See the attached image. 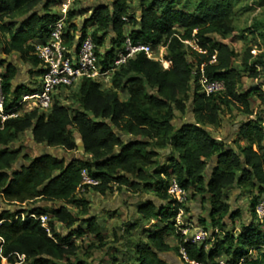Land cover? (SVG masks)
I'll list each match as a JSON object with an SVG mask.
<instances>
[{"label":"trees","instance_id":"1","mask_svg":"<svg viewBox=\"0 0 264 264\" xmlns=\"http://www.w3.org/2000/svg\"><path fill=\"white\" fill-rule=\"evenodd\" d=\"M138 1L137 17L129 14L130 0H112L92 10L87 23L97 26L91 37L100 64L107 69L126 35L134 43L151 44L153 49L164 46V64L140 54L115 71L111 89L102 90L99 83L83 80L73 95L72 108L57 102L47 114L35 110L0 122V201L5 204V208L0 206V261L4 258L8 264H16L23 257L22 264H95L89 252L98 247L90 246L89 252L81 254L73 240L85 233L81 227L73 228L82 222L86 232L101 243L99 248L104 243L102 227L96 217L90 216L88 201L77 197L82 173L87 171L100 182L92 190L102 196L114 186L133 195L153 194L137 208L143 220L158 223L146 242L136 243L137 264H166L161 255L170 252L178 253L186 264H218L215 259L220 255L229 258L227 264H264L262 225L253 223L239 235L231 234L225 220H236L241 213L233 212L224 201V191L235 187L249 199L250 214L257 220L256 207L264 202V110L257 114V120L248 118L240 123L239 139L247 141L246 146L237 142L225 146L206 128L221 124L224 105H237L250 117L254 115L250 109L254 92H239L243 72L258 77L250 69L252 50L244 54L241 71L233 67L239 55L212 38L216 35L226 40L234 33L231 15L237 0H199L194 11L179 9L173 0ZM51 4V0H0V58L6 57L0 60V66L6 64L0 75L6 112L34 90V84L15 87L18 69L6 59L18 54L31 67L30 75H40V62L30 43H44L52 25L59 21V16L50 11ZM74 14L69 12L68 19ZM125 26L133 27L130 33H123ZM111 32L115 35L112 49L99 52ZM87 36L84 29L82 38ZM64 38L74 49L75 36L68 32ZM186 42H193L200 50L192 51L197 66L203 67L209 80L222 82L223 92L205 96L197 86L190 94L193 65L187 59ZM121 90L129 96L124 102L119 99ZM258 99L264 105L263 92ZM190 107L195 123L176 126V119L186 115ZM30 130L37 145L69 153L78 150L76 131L85 156L69 162L48 155L34 159L21 156L14 146L20 134ZM123 134L132 140L126 142ZM167 149L170 153L164 155L162 165L161 152ZM215 157L216 165L207 179V167ZM173 178L183 190L193 193V200L200 199L209 207L207 219L200 221L205 224L208 220L213 230L201 244L189 241L176 226L181 205L168 193ZM58 201L64 205L57 206ZM45 205L53 206L48 214L50 232L31 217L45 215ZM69 206L80 209V219ZM56 223L64 225L69 234H58ZM205 229L209 230L207 226ZM168 234L177 239L178 246L172 248L165 243Z\"/></svg>","mask_w":264,"mask_h":264},{"label":"rangeland","instance_id":"2","mask_svg":"<svg viewBox=\"0 0 264 264\" xmlns=\"http://www.w3.org/2000/svg\"><path fill=\"white\" fill-rule=\"evenodd\" d=\"M52 4L50 5V11L52 14L58 15L59 20H64L66 33H70L75 36V42L77 44L78 38H82L83 30L86 29V33L88 36L94 34L97 26L93 24L87 23L88 19L92 14V10L99 6V5H109L112 0H74L73 2L66 5V0H51ZM169 2L172 0H168ZM176 6L179 9H185L188 11H194L197 7L199 0H173ZM65 6L63 7L62 5ZM74 11V17L68 19L69 12ZM131 16H139L140 14V1L138 0H130V12ZM234 24V33L228 37V39L223 40L218 36H212L218 42H222L227 44L230 48H232L239 56L233 61V67L244 71L242 68V59L246 51L252 50L253 58L250 61V69L257 72L258 77L252 78L250 77V72H243V79L242 83L239 86V92L245 93L253 91L254 95L250 98V109L253 110L254 115L251 118H255L257 120V114L262 113L264 110V105L261 104L260 100L258 99V94L263 92L264 94V0H237L235 1L234 9L231 15ZM133 29L132 26H125L123 29L124 34H128ZM103 34V33H102ZM115 35L111 32L109 36L105 40L104 46L99 49V52H104L112 49V40L114 39ZM65 45L69 48L72 47V43L67 42ZM160 48H156L155 55L157 59H160L161 56L165 57L167 50L164 46H159ZM187 47V59L193 65V72L196 71L198 68L197 63L193 58L192 51L196 50L200 52V50L195 46L193 42L186 43ZM6 57L2 56L0 60H4ZM12 58H14L20 65L29 66L27 63H24L20 59V55L13 54ZM162 64L165 63V58L162 59ZM6 68V64L0 66V73H4ZM26 70L24 73L21 74V79L15 80V87L25 86L31 87L33 86L34 82H36V78L32 75L27 73ZM27 79L26 81L24 79ZM112 79V77H110ZM109 77L107 79H110ZM101 85L102 90H107L106 84L103 80L97 82ZM79 86V85H78ZM198 86V82L196 78H192L191 87H190V94H193L195 87ZM79 88V87H77ZM77 88L69 89L67 92H64L62 95L61 103L64 106L69 108L74 107V92L78 90ZM119 99L120 101L124 102L126 99V95L123 90L119 91ZM188 112V111H187ZM185 116V115H184ZM221 124L215 129L222 127L225 123H228L230 126H234L239 122L240 118L250 119V116L245 114L243 110H241L237 105L227 106L224 105L222 107V114H221ZM261 118H264L263 114ZM176 120H183V116L178 117ZM31 130L25 133L20 134L18 141L16 142V148L20 149L21 156H28L31 159L38 157V151L36 149L37 144L31 137ZM78 133L74 131L75 141L77 142ZM80 137V136H79ZM33 140V141H32ZM239 142V143H238ZM77 144H81L80 141ZM240 144L243 146L240 141H237L236 145ZM45 146V145H41ZM79 146V145H78ZM53 150H61L62 156L60 159H65L67 162L73 159L75 156L77 159L84 158V152L78 147V150L73 153L66 152L62 149H55ZM160 161V160H159ZM166 160H162L161 164L164 165ZM209 166L207 167L208 170ZM193 193L188 194L187 201L181 205V209L183 208L184 211H190V202L196 203L197 200H193L191 197ZM153 194L150 192H142L137 195H133L128 192L126 189L120 190L117 186H114L112 190L108 191L106 195H100L98 192L92 189H84L79 190L77 197L84 198L88 201V211L90 216L96 217L99 224L105 229L106 234H110L111 238L114 240L109 243L107 240L104 239V243L102 247L99 248L101 243H93V237H87L84 241L77 240V243L80 245V252L83 254V251H88L90 246L98 247L97 249H92V251H88L91 256L94 255L98 250L103 249L106 245V250L110 252L111 249H115L116 255L121 253L123 263L129 262L130 264H134L136 262V243L138 241H147L148 233L152 231V229L158 224L157 222L145 221L139 216L137 212V208L139 205L144 203L148 199H152ZM227 200L228 204L231 205L232 211H240L241 217L231 221L229 218L225 220L227 224V231L231 234H239L240 230L243 225H247L249 222L251 215L249 211L250 202L246 196H241V193L235 187L229 188L224 191V201ZM57 206L64 205L63 202L58 201L56 203ZM1 208H5V204L0 201ZM28 208L26 205H24ZM46 213L50 214L52 210V205H45L44 206ZM69 208L73 211V213L77 216V218H81V211L77 209L75 206H69ZM203 215L201 219L206 220L209 215V208L208 205L202 204ZM193 217V215H192ZM51 220V219H50ZM201 226H207L209 230H213L211 224L207 220L204 224L201 221H198ZM57 226V223L55 224ZM113 226V228H112ZM83 227L82 222H78L75 224L73 228ZM59 230L61 233L66 234L69 230L65 226H59ZM208 230V229H207ZM114 231V233H113ZM212 232V231H211ZM89 234V233H88ZM114 235V237H113ZM117 236V237H115ZM220 236L222 234L220 233ZM76 237V236H75ZM209 239V237L207 238ZM206 239V240H207ZM95 240V239H94ZM165 240V239H164ZM166 244H173V240L170 239L165 240ZM110 244V247H107ZM201 244V243H199ZM212 245V244H211ZM209 245V247H211ZM175 246V245H174ZM110 248V249H109ZM174 248V247H172ZM208 250V248H206ZM173 257L176 259V262L173 264H182V259L178 253L170 252L167 256ZM128 259V260H127ZM24 260V259H23ZM97 262L100 261L99 258H94ZM6 261V260H5ZM20 261V259H19ZM103 262V261H101ZM100 262V264H102ZM116 262V261H115ZM192 264V263H190Z\"/></svg>","mask_w":264,"mask_h":264},{"label":"built area","instance_id":"3","mask_svg":"<svg viewBox=\"0 0 264 264\" xmlns=\"http://www.w3.org/2000/svg\"><path fill=\"white\" fill-rule=\"evenodd\" d=\"M74 0H66L68 5ZM65 23L64 20H59L52 25L49 36L44 43L34 47V55L38 58L40 65L39 69L41 73L36 78L34 83V90L30 94L23 95L14 106L12 110L6 112L4 109V95L2 92V77L0 75V122L3 123L8 119H14L22 117L27 113L38 111L40 113H49L55 103H61L62 95L69 89L76 88L85 79H90L98 82L99 79L110 78L115 71L120 67L127 64L130 60L135 59L140 54H145L151 60L163 62L161 56L160 59L156 58L151 44H144L141 42L134 43L129 35L125 36L124 42L116 50L115 56L108 65L107 69H103L100 64L101 58L97 52V46L95 45L91 36L81 38L79 46L74 49L65 45ZM190 43V42H186ZM185 43V44H186ZM193 77L197 78L199 93L205 96L221 93L225 90L224 84L220 81L209 80L203 71V67L197 68L193 72ZM64 106V105H63ZM83 182L79 190H84L87 186L94 188L100 185L98 180L93 179L87 171H83ZM169 195L177 200L179 204H184L187 201L188 192L183 190L175 178L169 182ZM183 209L176 218V226H180V215ZM257 219L264 223V202H261L256 207ZM32 218L41 222L44 228L50 232L49 221L51 216L48 214L36 217L31 215ZM181 229V228H179ZM181 231L185 235L182 229ZM186 236V235H185ZM187 237V236H186ZM209 237V233L206 230H199L198 233L193 236V243H203ZM183 258L187 261L184 255V250H181ZM194 264V263H192Z\"/></svg>","mask_w":264,"mask_h":264},{"label":"crops","instance_id":"4","mask_svg":"<svg viewBox=\"0 0 264 264\" xmlns=\"http://www.w3.org/2000/svg\"><path fill=\"white\" fill-rule=\"evenodd\" d=\"M63 6V5H62ZM140 15V14H139ZM32 46H38V45H40L41 43L38 41V40H35V41H32L31 43H30ZM165 56H166V54H165ZM24 67H27L29 70H27L28 72V74H29V72H30V70H31V67L30 66H24ZM6 69V68H5ZM25 72V70L23 71V72H18V74H17V77H16V79H18V80H20L21 79V74L22 73H24ZM33 77H35V76H33ZM25 81L27 80L26 78L24 79ZM103 80V82L106 84V88L107 89H111L112 88V80H111V78L110 79H107V78H103L102 79ZM14 85H15V81H14ZM77 87H80V85L79 86H77ZM76 87V88H77ZM77 89H79V88H77ZM78 90H76L75 92H77ZM74 92V93H75ZM125 93V95H126V99H125V101L128 99V93L125 91L124 92ZM64 105V104H63ZM252 117V116H251ZM250 117V120H254L255 118H251ZM244 120H247L246 118H240L239 119V122L236 124V125H234L233 127L232 126H230L228 123H224L223 125H222V127H220V128H218V129H215V127L214 126H210V125H208V126H206V128H207V130H209V131H211L212 132V134H213V136L215 137V139L219 142V143H221V144H225V146H234V143L235 142H237V141H240V143L243 145V146H246L247 145V141H245V140H243V139H239V127H240V123L242 122V121H244ZM184 122H188V123H195V116H194V111L192 110V108L190 107L189 108V110H188V112H187V114L185 115V116H183V120H176L175 121V124H176V126H181ZM31 137H32V139H33V136H32V132H31ZM77 142L76 143H79V141H80V143L82 144V140H81V138L78 136L77 137ZM33 141V140H32ZM239 143V142H238ZM80 146V144H77V146ZM78 146V147H79ZM36 149H37V151H38V154L40 153L39 151V148H38V145L36 146ZM61 151V150H60ZM168 153H170V150L169 149H167L166 151H163V152H161V154H162V157H161V160H165V158H164V155H166V154H168ZM39 156V155H38ZM216 157L215 158H213L210 162H209V168H208V170L206 171V174H205V177L207 178V179H209L210 178V176H211V174H212V171H213V168H214V166L216 165ZM190 193L191 192H188V194L190 195ZM226 202H227V200H225ZM227 203H229V202H227ZM209 208V207H208ZM183 209V208H182ZM203 213V210H202V201L199 199V200H197L196 201V203H193V201H191L190 202V211H184V209H183V211H182V213H181V215H180V218H179V221H180V226H179V228H181L184 232H186V236H187V239L189 240V241H191L192 240V238H193V236H195L197 233H198V231L199 230H206L205 229V227L204 226H201L200 224H199V222L198 221H200L201 220V216L203 215L202 214ZM241 213V212H240ZM192 215H193V217H192ZM251 215V214H250ZM140 216V215H139ZM99 223V222H98ZM255 224V225H259V224H261L262 225V229L264 230V223H261L258 219L255 221L254 219H253V217L251 216V218H250V220H249V222L247 223V225H243L242 226V228H241V230H240V233L242 232V230H243V228L245 227V226H250V225H252V224ZM64 226V225H62V224H60V223H57V226L55 227V230H56V232L58 233V234H61V235H68L69 234V231L66 233V234H63V233H61L60 232V228H59V226ZM158 225V224H157ZM101 226V225H100ZM84 231H85V233L82 235V236H76V237H74V242L76 243V245L79 247L80 245L77 243V240L76 239H79V241L81 242V241H84L85 240V238H87V237H93V243H95V242H99L97 239H96V237L95 236H93L92 234H88V232H86V226H84L83 225V227H81ZM112 228H113V226H112ZM75 229H77V228H75ZM206 231H208V233L209 234H211V231L212 230H206ZM102 232H103V235H104V239L105 240H107L109 243H111L114 239L113 238H111V236H110V234H106V233H104V232H106L105 231V229L103 228V230H102ZM113 233H114V231H113ZM239 233V234H240ZM239 234H236V235H239ZM85 237V238H84ZM113 237H114V235H113ZM95 239V240H94ZM164 239L165 240H168V239H170L171 241L173 240V244H171V246L172 247H176V246H178V241H177V239L174 237V236H172V235H170V234H168V235H165V237H164ZM115 241V240H114ZM206 241V240H205ZM192 242V241H191ZM97 243H95V245H96ZM170 245V244H169ZM175 245V246H174ZM212 246L213 245H211V247H209V245L207 246V248H208V250L207 251H210V249L212 248ZM107 247H110V244L107 246ZM110 249V248H109ZM109 251V250H108ZM107 250H106V245H105V247L103 248V249H100V250H98L96 253H94V255L92 256V259H94V258H99L100 259V261L98 260L97 262H95V264H100V262L101 261H103V262H101L102 264H130V263H128V262H125V263H123V260L121 259V253H118L119 255H116V252H118V251H116L115 249H111L110 250V252H108ZM86 251H83V254L85 253ZM170 254V253H169ZM169 254H166V255H164L163 256V260L166 262V264H173L174 262H176V259L175 258H173V257H168L167 258V256L169 255ZM136 255H137V251H136ZM20 259V262H17L16 264H22V262H23V257H20L19 258ZM91 259V260H92ZM137 259H138V257H136V262L134 263V264H137ZM6 259H4V258H2L1 259V261H0V264H8V262H7V260L5 261ZM216 262L218 263V264H227V261L229 260V258L227 257V256H225V255H220V256H217L216 257ZM116 261V262H115Z\"/></svg>","mask_w":264,"mask_h":264},{"label":"water","instance_id":"5","mask_svg":"<svg viewBox=\"0 0 264 264\" xmlns=\"http://www.w3.org/2000/svg\"><path fill=\"white\" fill-rule=\"evenodd\" d=\"M81 38H78V42H77V47L79 46V42H80ZM6 62L7 63H11L13 64L17 69H18V72H23L24 70H29L27 67H23L22 65H20L14 58H8L6 59ZM121 138H123V140H125L126 142L128 141H131L132 138L128 137L126 134H123L121 135ZM38 148H39V156H45V155H48V156H53V157H57V158H61L62 156V151L60 150H53L47 146H41V145H38ZM83 152H84V148H83V145L82 147H80ZM119 151V150H117ZM89 158V157H88ZM73 159H77L75 156L73 157ZM23 164L22 161L19 162V165L21 166ZM12 210H15L14 207L11 208ZM164 255H161V258H163ZM182 261V264H186Z\"/></svg>","mask_w":264,"mask_h":264},{"label":"bare ground","instance_id":"6","mask_svg":"<svg viewBox=\"0 0 264 264\" xmlns=\"http://www.w3.org/2000/svg\"><path fill=\"white\" fill-rule=\"evenodd\" d=\"M65 6V4L63 5V7ZM152 52H154L155 53V50L153 49V51ZM106 78V77H105ZM80 147H82V144H80Z\"/></svg>","mask_w":264,"mask_h":264}]
</instances>
